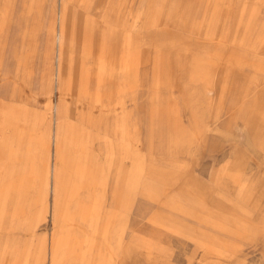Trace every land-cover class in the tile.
I'll list each match as a JSON object with an SVG mask.
<instances>
[{"label": "rangeland", "instance_id": "obj_1", "mask_svg": "<svg viewBox=\"0 0 264 264\" xmlns=\"http://www.w3.org/2000/svg\"><path fill=\"white\" fill-rule=\"evenodd\" d=\"M0 264H264V0H0Z\"/></svg>", "mask_w": 264, "mask_h": 264}, {"label": "bare ground", "instance_id": "obj_2", "mask_svg": "<svg viewBox=\"0 0 264 264\" xmlns=\"http://www.w3.org/2000/svg\"><path fill=\"white\" fill-rule=\"evenodd\" d=\"M55 162H56V161H55V159L53 158V164H52V178H55V175H56V173H55L56 170H55V168H54V166H55V165H54Z\"/></svg>", "mask_w": 264, "mask_h": 264}]
</instances>
